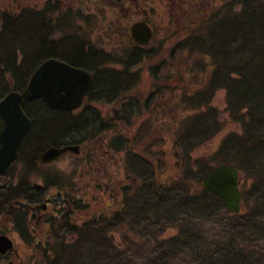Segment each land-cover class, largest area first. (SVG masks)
<instances>
[{
	"label": "flooded vegetation",
	"instance_id": "af4514ba",
	"mask_svg": "<svg viewBox=\"0 0 264 264\" xmlns=\"http://www.w3.org/2000/svg\"><path fill=\"white\" fill-rule=\"evenodd\" d=\"M13 1L0 0V33L10 17L28 9L51 17L52 38L69 33L64 36L73 42V65L67 63L91 77L86 95L73 109V121L80 113L88 120L97 116L104 125L85 140L54 146L76 147L49 162H42L41 155L52 145L35 156L27 152L19 161L25 136L40 135L45 123L28 112H46L33 104L35 99L26 101L31 102L26 108L24 102L30 127L14 160L0 171V236L12 243L0 250V264H123L126 252L155 250L159 203L172 201L177 167L195 168L212 153L205 149L216 135L189 146V137H178L182 133L174 130L187 117L183 97L205 95L200 94L204 83L198 86L184 75L205 70L207 79L213 70L205 66L202 48L207 33L223 34L228 42L229 11L252 2L264 12V0ZM256 23L264 25V16ZM192 86L197 87L191 92L184 89ZM159 117L154 131L122 128ZM3 125L0 116V131ZM64 157L70 159L61 167ZM19 170L25 171L28 186L22 196L10 197ZM164 173H170L166 180ZM201 181H194L192 193L205 189Z\"/></svg>",
	"mask_w": 264,
	"mask_h": 264
},
{
	"label": "trees",
	"instance_id": "16d2710c",
	"mask_svg": "<svg viewBox=\"0 0 264 264\" xmlns=\"http://www.w3.org/2000/svg\"><path fill=\"white\" fill-rule=\"evenodd\" d=\"M263 16L260 6L249 2L240 10L229 11L228 42L223 34L213 30L207 33L202 48L207 53L205 66L213 70L200 91L205 95L183 97L181 108L187 117L175 123L174 130L182 133L178 137H189V146H195L221 131L222 113L239 127L227 132L218 148L195 168L177 167L172 201L159 203L157 226L159 230H178L167 239L160 230L148 263L144 259L137 262L133 253L126 252L123 264H264V26L256 25ZM49 19L28 9L7 21L10 25L0 33V99L12 90L22 91L33 71L48 57L73 65V42L64 36L69 33L52 38L54 27ZM219 90L224 91L222 108L213 105L210 97ZM30 103L25 102L24 108ZM33 104L46 112L29 115L38 121L42 116L45 123L40 126V135L25 136L19 161L27 152H35V156L51 145L85 140L104 125L99 117L88 120L80 113L73 121V111L49 109L42 99H35ZM222 162L243 174L239 186L243 208L238 213H230L210 190L191 191L194 181L199 183ZM16 178L10 197L22 196L28 186L25 171L19 170Z\"/></svg>",
	"mask_w": 264,
	"mask_h": 264
},
{
	"label": "water",
	"instance_id": "95a60500",
	"mask_svg": "<svg viewBox=\"0 0 264 264\" xmlns=\"http://www.w3.org/2000/svg\"><path fill=\"white\" fill-rule=\"evenodd\" d=\"M90 74L74 68L63 60L48 58L33 71L22 91L12 90L0 99V116L4 125L0 131V171L14 160L23 136L30 127L29 117L22 109L26 101L42 99L50 108L73 111L82 102L90 85ZM76 146H51L42 155L49 162ZM243 174L233 165L221 163L204 179L201 186L217 194L230 213L243 207L240 181ZM11 248L9 238L0 236V250Z\"/></svg>",
	"mask_w": 264,
	"mask_h": 264
},
{
	"label": "rangeland",
	"instance_id": "374dc122",
	"mask_svg": "<svg viewBox=\"0 0 264 264\" xmlns=\"http://www.w3.org/2000/svg\"><path fill=\"white\" fill-rule=\"evenodd\" d=\"M2 1H6V0H2ZM43 0H19V2L21 3V5H28V4H31V5H40L41 4V2H42ZM17 2L18 1H16V0H14L12 3L14 4V5H16L17 4ZM17 7H18V5H17ZM256 25H259V27H263L264 25H261V24H259V23H256ZM203 60V59H202ZM183 63V62H182ZM191 74H192V72H191ZM191 74H186V75H184V77H185V80H187L188 82H192V83H196L198 86L199 85H202L203 83H205V79H206V75H207V73L205 72V70L203 71V70H201L200 71V73H195V74H193V75H191ZM195 87H197V86H192L191 88L190 87H187V88H184V89H188V91H190V90H192V89H194ZM176 91H177V89H176ZM177 92H179V90L177 91ZM180 92H183V89H181L180 90ZM191 92V91H190ZM223 95H224V91L223 90H219L218 92H217V94H215V96L214 97H212V99H214L213 100V105H217V106H219V107H223V106H225V102L223 101ZM178 98V97H177ZM222 117L224 118V121H223V128L221 129V131H219L214 137H213V139L210 141V144H209V149L208 148H206L205 150H208V152L209 151H214L219 145V142L220 141H222L223 139H224V136H225V134L227 133V132H231L232 130H235V129H237L238 127H239V125H236L233 121H231L227 116H226V114L225 113H222ZM161 121V118L159 117V119H158V121L157 122H152V123H145L144 121H140V122H136L135 123V125L134 124H132L131 122H128L129 124L128 125H126L125 123V125L122 127L124 130H126V131H132L134 128H137V127H140V129L141 130H145V129H154V130H156L155 129V127H156V125L158 124V122H160ZM119 125H121V124H119ZM134 125V126H133ZM153 130V131H154ZM200 151L202 152V151H204V149L203 148H201L200 149ZM69 157H64V158H62L59 162H58V164L61 166V167H65L66 166V164L68 163V161H69ZM114 171H115V173L116 174H118V173H122L121 171L119 172L118 171V168L115 166V168H114ZM169 174L170 173H164V174H162V176H161V178L163 179V180H166L167 178H168V176H169ZM178 174V172H177V169H175V170H173V177L174 176H176ZM243 180V177L241 178V181ZM241 181H240V185H241ZM80 186V185H79ZM80 188H82L81 186H80ZM78 191H80V190H78ZM243 208V207H242ZM242 208H241V210H242ZM240 210V211H241ZM239 211V212H240ZM167 227H164V228H160V230L162 231V233L160 234L161 236L163 235V236H168V237H170V235H172V233L174 232V231H177L178 229H177V227H169V228H167ZM211 234V233H210ZM158 239H160L159 237H158ZM150 247H148V248H142V249H140V250H138L137 252L138 253H133L134 255H135V259H136V261L137 262H141V261H143V259L145 260V262L146 263H148V261L151 259V254H150ZM263 252V251H262Z\"/></svg>",
	"mask_w": 264,
	"mask_h": 264
}]
</instances>
